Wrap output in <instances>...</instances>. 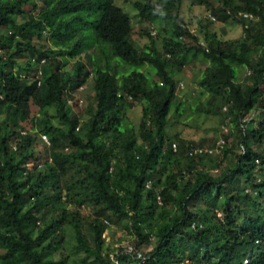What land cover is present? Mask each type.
I'll list each match as a JSON object with an SVG mask.
<instances>
[{
    "label": "trees",
    "instance_id": "trees-1",
    "mask_svg": "<svg viewBox=\"0 0 264 264\" xmlns=\"http://www.w3.org/2000/svg\"><path fill=\"white\" fill-rule=\"evenodd\" d=\"M182 2L131 1L135 31L115 0H0V264H264V0L211 4L235 40ZM197 61L194 108L175 75ZM188 108L231 124L223 148L169 133ZM124 220L143 258L108 243Z\"/></svg>",
    "mask_w": 264,
    "mask_h": 264
},
{
    "label": "rangeland",
    "instance_id": "rangeland-1",
    "mask_svg": "<svg viewBox=\"0 0 264 264\" xmlns=\"http://www.w3.org/2000/svg\"><path fill=\"white\" fill-rule=\"evenodd\" d=\"M132 2L135 0H131ZM129 2H124V0H115L118 5H125L122 7L127 14H130L132 24L135 27V31L138 28V17L137 11L133 7V4ZM211 4L217 5L218 0H208ZM211 4L206 2H199L196 0H183L182 8H181V16L183 19L189 24V27L194 32L202 33V26L205 25V19L209 18L215 21L214 28L212 31L216 32L218 37L222 40H235L240 38L243 35V28L241 25L234 22H219L218 20H214L212 18L213 14L211 12ZM202 36V35H201ZM139 45H144L145 42L148 41L147 38H138L137 39ZM207 63L203 62H191L189 64H185L181 70L179 75H175L176 78L179 79L178 86V95L187 103V107H194L206 98V94H202L198 85L196 83L199 78L201 72L206 68ZM70 65V64H69ZM68 68V67H67ZM147 70V67L145 68ZM238 74L241 77L248 74V70L245 67H237ZM150 77L154 80H158L157 72L155 68H151ZM183 83V86H182ZM93 80L90 79L88 82L76 91L75 95L79 97L81 101V105L83 107L87 106V96L93 94ZM72 103V102H70ZM186 115H190V118L183 123L175 122L172 119L171 126L169 127V133L174 134L177 132L183 133V135L190 141L197 142L201 139H208L211 141L212 139L220 140L222 138V129L223 125H226L232 129L231 124L227 121L225 122L223 118L215 115H205L199 112H195L190 108L187 109ZM129 115L131 121L138 125L140 122L141 116V107H137L131 109L129 111ZM42 117L38 118L37 127L41 129L43 127ZM225 130V129H224ZM92 209L89 206L83 208L84 213H91ZM128 222L123 221L119 225H113L110 230L106 232V238L108 243H111L113 246L116 245H134V239L132 234L129 232V228L127 227ZM152 247L144 245L139 248V250L144 253L151 251ZM59 255L57 254V258Z\"/></svg>",
    "mask_w": 264,
    "mask_h": 264
},
{
    "label": "built area",
    "instance_id": "built-area-1",
    "mask_svg": "<svg viewBox=\"0 0 264 264\" xmlns=\"http://www.w3.org/2000/svg\"><path fill=\"white\" fill-rule=\"evenodd\" d=\"M246 16H250L251 17V15H248V14ZM212 18L214 20H216L215 16H212ZM182 86H183V83H182ZM0 97L2 98V96H0ZM225 130H226V128H225ZM44 137L47 139L46 136H44ZM224 144H225L224 139H220L217 142V144L215 145V147H209V146L208 147H194V148L191 149V153L192 154H195V155H197V154H205V153H212L217 148H223ZM173 148H174V150L177 149V145L175 143L173 144ZM159 201H160V198H159ZM123 246L125 247V251L127 253H133V252H135L137 254V257L138 258H143L142 252L136 250L134 246H132V245H123ZM116 247H119V245H116ZM118 253H119V251H115V252H112L110 254V260H111V262L109 264H119L120 263L119 262V259L117 257Z\"/></svg>",
    "mask_w": 264,
    "mask_h": 264
}]
</instances>
